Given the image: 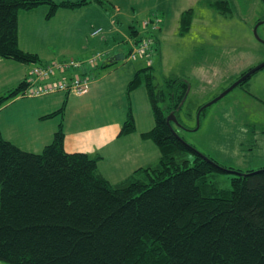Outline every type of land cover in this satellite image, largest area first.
<instances>
[{
  "label": "trees",
  "instance_id": "trees-1",
  "mask_svg": "<svg viewBox=\"0 0 264 264\" xmlns=\"http://www.w3.org/2000/svg\"><path fill=\"white\" fill-rule=\"evenodd\" d=\"M93 1L107 5L106 0ZM201 2L223 16L233 12L229 0ZM89 3L0 0V58L22 65L43 64L36 54L18 47L20 12L47 6L49 20L58 10H75ZM192 18V9L181 13L179 35L188 33ZM130 33H137L133 26ZM108 62L102 67L113 65ZM154 79L150 66L137 71L126 96L140 86L145 88L153 127L140 136L154 144L160 157L118 183L111 184L100 174L99 156L64 150L62 124L40 153L20 149L0 131V262L264 264V169L229 172L185 143L166 117L173 113L181 124L179 113L189 82L171 76L160 86ZM26 86L21 81L0 97V105ZM134 131L129 110L119 136ZM226 174H230V188L220 186Z\"/></svg>",
  "mask_w": 264,
  "mask_h": 264
},
{
  "label": "rangeland",
  "instance_id": "rangeland-1",
  "mask_svg": "<svg viewBox=\"0 0 264 264\" xmlns=\"http://www.w3.org/2000/svg\"><path fill=\"white\" fill-rule=\"evenodd\" d=\"M229 1L233 12L223 16L208 8L201 0H142L137 5L135 18L130 24L142 32L143 22L152 15L160 16L163 21L161 38L153 35V52L149 59L141 57L129 60L128 49L124 47L121 49L126 57L121 61L123 63L115 70L96 74L94 86H101V90L91 98L90 95H70L62 101L63 93L40 98L17 97L18 103L14 102L16 99L10 98L0 105V124L8 128L9 119L17 114L20 139L18 143L14 142L24 151L26 149L21 143L25 133L48 132L49 129L52 130L51 125L55 127L60 118L63 120L60 124L69 149L76 148V141L71 144L70 140H74L80 133H83V145L90 147L87 137L93 138L91 134L97 135L91 125L98 124L100 129H105V125L113 123L122 127L129 110L133 120H136L137 128L143 130L152 116L145 88H136L131 104L126 91L123 94V89L127 88L137 71L150 66L155 85L161 86L164 79L171 76H181L189 82L188 96L179 113L184 127L178 128L172 124L185 143L231 171L239 170L244 174L247 171L264 169V71L258 70L247 83L236 86L203 109L197 127L200 107L218 98L241 78V74L264 62V0ZM97 8L104 13L98 6ZM188 9L193 10L192 24L188 33L181 36L178 16L180 12ZM258 23L259 39L253 33ZM56 26L54 24L51 28ZM40 28H44V24ZM99 38L100 36L87 41L91 46L84 50L71 37L68 44L53 41L49 45L51 49L38 52L46 60L53 61L50 63L76 61V58H89L96 52H102L92 51L93 43L96 44ZM20 65L24 66L0 58V97H4L19 85L16 76L21 73ZM101 69L104 68H95L93 71L99 72ZM119 84L123 86L122 93L116 89ZM39 107L49 108L51 113L61 107L64 110L56 116V122L41 123L36 118V114L41 112ZM35 109L38 110L34 111ZM24 111L27 114L22 113ZM89 133L91 134L87 135ZM86 154L90 155L91 152L87 151ZM220 186L230 188V174L221 177Z\"/></svg>",
  "mask_w": 264,
  "mask_h": 264
},
{
  "label": "crops",
  "instance_id": "crops-1",
  "mask_svg": "<svg viewBox=\"0 0 264 264\" xmlns=\"http://www.w3.org/2000/svg\"><path fill=\"white\" fill-rule=\"evenodd\" d=\"M52 1L61 2L80 0ZM141 1L142 0H106V7H102L95 3L93 0H90V3L82 8H78L75 10H58L55 15L49 20L46 19V15L48 13L47 6H40L32 10L31 12H20L17 18L18 47L22 51L36 54L38 57L40 56L39 58L41 63L49 64L53 61H49V59L46 60V58L40 55V52L38 51L43 49H51L49 45H51L53 41L61 42L62 44H68L70 38L74 37L76 43L79 44L80 49L84 50L88 49L91 46V44H87V41L100 36L96 44L93 43L94 49L92 51H107L106 57L94 67H89L83 63L82 66L78 69V73H88V75L91 76V78L93 79L88 92L82 95H90L91 98V96L95 95L101 90V86H94L96 74H100L102 71L105 70H115L121 63H123L121 61H123L124 59L118 62H113L112 66L106 68L104 67V69H101V71L99 72L93 70L95 68L102 67L103 62L108 61L114 55L122 53L121 49H123L124 47H127V49H129L134 44L136 39L141 38L144 35V31L139 32V30L135 27L134 30L137 33L135 35H132L130 33V27H132L130 21L135 18V9L136 7H138L137 5L140 4ZM97 6L101 10H103L104 13L98 11ZM181 13L182 12H180L178 16L179 18ZM123 23L127 25L124 26ZM43 24L44 28H40V26H42ZM54 24H57V26L52 29L51 27ZM95 26L102 27L104 29V32L99 36L92 37L90 35V32L92 30V27ZM162 32L163 21L161 22V28L159 29V31L155 32L154 35H156V38L159 39L161 38ZM37 44L39 45L38 47L35 46ZM96 45L97 48H95ZM86 58L80 57L76 58V60L83 61ZM30 65H24L23 67L20 65L21 73L19 74V76H16L18 77V83L26 79L28 74L27 72L31 67ZM122 87V84L116 86L118 92L120 91L122 93ZM137 89H139V87ZM137 89L133 90L129 94V104H131V101L133 100L134 96L133 93ZM124 91H126V88L123 89V94ZM61 95L63 97L62 101L65 100V98H67L68 96H70L66 94ZM13 99H16L14 100V102H19L18 98ZM38 109L41 110V112L39 114H36V118L38 117L37 119L41 123L50 122V124H52V122L55 121V119L57 118L52 117L49 119L42 120L43 117L51 114V110L49 108L45 109V107H39ZM38 109H35L34 111ZM22 113L27 114V111H24ZM16 115L17 114L13 115L9 119L10 124L8 128L5 127L3 124H0V131L2 137L5 140L10 141L11 143L17 146L14 141H19L20 134L18 132ZM60 121H63L62 118H60L58 122L55 121L57 123L56 126L54 127L51 125L52 130L49 129L48 132L36 134L25 133L23 143L21 144L25 147L26 151L32 153H40L42 149L52 141L53 135L56 132ZM134 123L135 131L132 134L125 136H119L121 127L118 124H107L105 125V129H100V126L98 124H94L93 126L91 125V129L94 128V133L97 131V135L91 133L87 134H91L93 137H87V141L90 145V147L88 148L85 147L86 145H83V133H80L81 135L77 134L74 137V140H70L71 144L76 141V148L74 149L67 148V141H65V135L64 150L68 153H87V151H90L91 156H99L100 160L98 161V170L100 174L104 178H106L109 183H118L128 177L136 169L156 163L160 157V153L158 149L154 146V144L151 141L143 140L140 136L142 133L149 131L153 127L152 116L151 120L143 130L137 128L136 120L134 121ZM24 131L26 132V129H24ZM0 263L2 264V262Z\"/></svg>",
  "mask_w": 264,
  "mask_h": 264
},
{
  "label": "built area",
  "instance_id": "built-area-1",
  "mask_svg": "<svg viewBox=\"0 0 264 264\" xmlns=\"http://www.w3.org/2000/svg\"><path fill=\"white\" fill-rule=\"evenodd\" d=\"M161 17L152 15L142 24L145 35L135 42L127 52V58H147L152 54L153 35L161 27ZM104 29L100 26L92 27L90 35L96 37L101 35ZM107 55L106 52H96L83 61H70L49 64H34L30 67L27 77L24 80L27 84L25 89L17 96L19 98H40L56 93L82 96L89 90L92 82L91 76L85 73H78V69L84 63L89 67L98 65ZM150 63V60H149Z\"/></svg>",
  "mask_w": 264,
  "mask_h": 264
},
{
  "label": "water",
  "instance_id": "water-1",
  "mask_svg": "<svg viewBox=\"0 0 264 264\" xmlns=\"http://www.w3.org/2000/svg\"><path fill=\"white\" fill-rule=\"evenodd\" d=\"M260 23H258L256 25V27L253 29V33L255 35V37L257 39H259L258 35H257V26H259ZM123 54L122 53H118L116 55H114L113 57H111L108 61V63H113V62H118V61H121L123 59ZM264 67V62L262 64H260L259 66H257L256 68L254 69H251L250 71H248L246 74H244L241 78H239L233 85H231L227 90H225L218 98H216L215 100L211 101L210 103H207V105L205 106H202L199 111H198V114H197V122H198V118H199V115H200V112L205 109L206 107H208L210 104L216 102L217 100L221 99L224 95H226L230 90H232L233 88H235L237 85H239L242 81H244L246 78L250 77L251 75H253L256 71L262 69ZM166 123L169 125V127L171 128V130L173 132H175V129L173 128L172 124L175 125L176 127L178 128H181L183 127L176 119V117L174 116L173 113H170L167 117H166ZM199 125V122L197 124V127ZM177 133V132H175ZM229 172H233V171H230ZM235 172V171H234ZM237 174H241V173H238L236 172Z\"/></svg>",
  "mask_w": 264,
  "mask_h": 264
},
{
  "label": "flooded vegetation",
  "instance_id": "flooded-vegetation-1",
  "mask_svg": "<svg viewBox=\"0 0 264 264\" xmlns=\"http://www.w3.org/2000/svg\"><path fill=\"white\" fill-rule=\"evenodd\" d=\"M242 77V76H241Z\"/></svg>",
  "mask_w": 264,
  "mask_h": 264
}]
</instances>
